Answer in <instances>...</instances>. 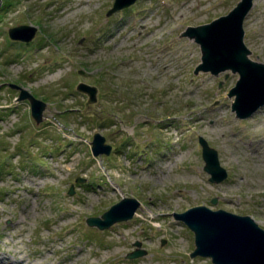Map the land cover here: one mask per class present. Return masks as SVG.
Instances as JSON below:
<instances>
[{"label": "rangeland", "instance_id": "rangeland-1", "mask_svg": "<svg viewBox=\"0 0 264 264\" xmlns=\"http://www.w3.org/2000/svg\"><path fill=\"white\" fill-rule=\"evenodd\" d=\"M240 1L138 0L107 17L115 0H0L1 261L213 264L191 257L194 233L174 217L198 206L264 230V106L238 119L227 96L238 75L195 72L203 54L185 36ZM253 3L243 42L264 65V0ZM21 25L37 29L29 44L8 39ZM79 83L97 88L94 104ZM8 84L46 104L39 125ZM96 133L109 156L92 155ZM200 137L227 172L219 184ZM124 198L140 204L131 220L86 225ZM135 243L146 254L129 259Z\"/></svg>", "mask_w": 264, "mask_h": 264}, {"label": "water", "instance_id": "water-1", "mask_svg": "<svg viewBox=\"0 0 264 264\" xmlns=\"http://www.w3.org/2000/svg\"><path fill=\"white\" fill-rule=\"evenodd\" d=\"M137 1L115 0L106 16L128 8ZM251 7L252 0H241L227 15L197 28L188 27L185 33V36L195 40L203 54L195 72H209L217 76L230 71L238 75L227 96L234 98L231 110L241 120L251 117L264 106V65L248 59L249 51L243 42V21ZM36 33L35 27L27 25L8 30L10 40L25 44L33 41ZM8 87L19 92V102H29L31 116L39 125L43 120L46 104L16 84H9ZM76 89L88 96L90 104L96 102V87L79 83ZM199 144L205 163L204 171L210 175L209 182H223L227 178V172L220 166L217 152L201 137ZM111 150V146L105 144L103 136L94 134L91 141L94 157L109 156ZM76 182L83 183V180ZM68 194H73V187ZM211 203L215 205L217 201L213 199ZM139 205L134 198H124L102 216L88 218L86 224L100 231L107 230L117 223L131 220ZM174 217L194 233L195 251L191 254L192 258H210L213 264H264V230L250 217L237 216L222 210L212 211L204 206L191 208L182 214H175ZM134 246L137 249L128 254L127 258L134 259L146 254L139 249V243Z\"/></svg>", "mask_w": 264, "mask_h": 264}, {"label": "bare ground", "instance_id": "bare-ground-1", "mask_svg": "<svg viewBox=\"0 0 264 264\" xmlns=\"http://www.w3.org/2000/svg\"><path fill=\"white\" fill-rule=\"evenodd\" d=\"M252 6H255V3H253V5ZM253 23H254V19H252V20H250L249 21V27H251L252 25H253ZM0 262L2 263V264H12V263H9V262H7V261H4V260H0ZM24 262V260L22 259L20 262H19V264H22ZM17 264V263H16Z\"/></svg>", "mask_w": 264, "mask_h": 264}, {"label": "trees", "instance_id": "trees-1", "mask_svg": "<svg viewBox=\"0 0 264 264\" xmlns=\"http://www.w3.org/2000/svg\"><path fill=\"white\" fill-rule=\"evenodd\" d=\"M11 3H10V1H9V3H8V5H10Z\"/></svg>", "mask_w": 264, "mask_h": 264}]
</instances>
